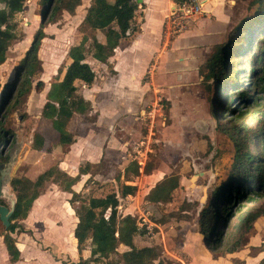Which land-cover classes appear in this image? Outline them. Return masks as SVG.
Here are the masks:
<instances>
[{
	"label": "rangeland",
	"instance_id": "1",
	"mask_svg": "<svg viewBox=\"0 0 264 264\" xmlns=\"http://www.w3.org/2000/svg\"><path fill=\"white\" fill-rule=\"evenodd\" d=\"M81 1L82 5L74 16L64 12L56 24L45 26L46 37L38 52L42 71L31 80L32 89L28 96L19 102L12 93L0 109V138L7 139L5 145L0 142L1 147L5 148L4 155L0 153V165L8 162V153L12 150L13 154H17L12 168L16 177L34 180L43 171L59 167L60 163L65 168L63 171L74 176L85 163L73 161L71 164L76 151L72 152L69 146H63L51 122L41 117L52 81L62 77L70 63L67 52L70 46L81 39L78 26L81 13L88 3L87 0ZM143 1L144 5L138 8L136 22L140 25L143 23V26L148 24L146 28L150 24L154 27L158 25V33L143 41V49L146 46L148 53L147 56L143 54V74L139 83L117 86V93L114 94L119 97L116 98L106 92H99L94 97L100 109L110 107L118 113V118L116 121L112 117L100 118L102 122L93 137L103 140L104 146L108 145L110 149L105 150L104 158L99 167L93 170L86 189L82 190V187L89 175L81 177L74 191L89 192L96 197L114 192L119 198V215H131L143 229V234L135 239V245L138 248H160L161 257L153 264H233L234 259L241 260L243 264H260L264 251L253 250V247L258 248L264 242V217L256 220L242 250L225 256V262H220L221 258L218 257L221 249L213 253L208 251L199 223L200 212L209 206L211 200L214 207L217 206L218 213L223 206L222 196L215 198L212 193L233 177L228 176L234 154L230 134L246 118V128L254 131L256 126L254 121L248 119L252 106H246L238 99H233L228 105L226 96L229 89L220 96L225 84L227 87L234 82L232 63L237 58L230 56L228 59V67L219 80L224 84L222 87H216L214 82L213 92L209 93L205 87L207 83L203 80L207 72L205 62L215 52L217 45H230L231 51L228 53L233 55L237 47L250 44V36L254 35L251 41L255 44L258 27H252V30L242 27L243 21L254 18L256 9L252 7L253 0H193V11L183 17L185 28L177 34H170L167 30L171 0ZM24 2V11L14 17L17 33L20 37L23 33V39L10 48L7 60L0 65V95L9 81H14L12 75L42 23L40 0ZM162 8L165 11L161 21H154L153 13H160ZM97 36L103 39L99 34ZM135 37L137 35L129 43L120 46V50L129 47ZM247 57H241L242 69ZM88 62L96 73L94 86L104 88L107 83H115V75L109 72L106 65L91 59ZM246 73L248 71L243 70L241 77L243 83L249 86L250 79ZM75 84L80 93L85 91L86 86L80 82ZM216 98L217 102L214 100ZM126 109L129 110L126 112ZM97 112L95 110L92 113L97 116ZM111 122L114 124L110 127ZM85 125L89 128L90 123L87 125L81 117L76 116L70 121L69 127L73 134L83 135ZM1 130L10 131L11 135ZM37 134L47 139L53 147L55 153L52 156L44 151L38 154L31 151L28 155ZM119 142L123 143L121 148ZM16 148H20V151ZM249 152L256 156L259 144H249ZM134 161L139 166L138 175L125 176V168ZM33 168L37 173L32 172ZM170 176L178 180L171 202L150 204L147 201L150 190ZM122 184L136 186V193L122 197ZM8 189L15 200L11 189ZM69 198L70 195L52 181L46 182L27 218L13 222L15 231L10 235L24 255L23 260L26 257V262L21 264H28L31 260L33 262L30 264H57L58 261L61 264H74L78 260L76 242L71 239L76 217L73 209H70ZM263 199H257L248 206L256 208ZM0 205L10 208V200L0 198ZM246 206L236 204L233 213ZM232 225L231 221L225 233L231 231ZM146 226L150 228L149 233ZM8 232L0 226V264H11L3 251V236ZM82 255L89 256L88 252H82ZM215 260L218 262L214 263ZM100 264H110V261Z\"/></svg>",
	"mask_w": 264,
	"mask_h": 264
},
{
	"label": "trees",
	"instance_id": "2",
	"mask_svg": "<svg viewBox=\"0 0 264 264\" xmlns=\"http://www.w3.org/2000/svg\"><path fill=\"white\" fill-rule=\"evenodd\" d=\"M138 0H91L86 8L85 16L78 26L81 34L80 41L70 46L67 56L70 60L61 78H55L47 93V100L42 107L41 117L51 122L57 131L59 142L63 146H70L74 136L67 130V125L74 114L86 116L92 111L89 101L85 100L75 84L80 82L86 87L92 86L96 80V73L88 60L91 59L106 65L109 72L115 75L109 59L113 57L117 48L131 41L132 37L141 32L140 25L136 22L139 6ZM182 4L187 0H171ZM42 15L45 20L40 23L39 29L33 36L32 42L24 58L16 67L12 80L4 87L1 93L0 109L6 104L8 97L15 96L16 101L25 99L32 89L31 80L42 71V63L38 57L42 40L46 37L44 28L54 25L61 20L66 12L74 16L76 9L81 6V0H40ZM0 65L4 64L10 48L23 39L17 33L14 17L26 8L24 0H0ZM252 7L256 9L253 20H245L243 28L258 27L256 42L237 47L233 55L228 53L231 46L217 45L215 52L205 62L207 72L203 75L205 86L209 93L213 92V84L219 88L224 84L219 82L222 72L228 67L230 56L237 58L232 63L231 72L234 81L226 84L220 96L227 93L228 105L233 99L240 100L246 106H252L248 119L255 122L254 131L246 128L245 121L235 126L230 137L234 145V154L228 176H236L220 188L214 190L215 198L222 196L223 206L218 209L211 200L209 206L200 212L199 223L201 233L204 234V244L209 252L221 249L220 255L224 257L241 250L247 235L253 229L257 219L264 217V199L260 206L254 204L257 199L264 198V0H253ZM258 24V25H256ZM263 27V29H261ZM249 29L247 30L250 31ZM255 31V30H253ZM246 32V33H247ZM249 33V32H248ZM99 34L103 39H99ZM231 37L230 39H232ZM229 39V40H230ZM231 43V42H230ZM229 43V44H230ZM245 55L246 63L241 68V57ZM243 70L248 71L249 86L242 81ZM230 72V71H229ZM202 75V71H200ZM212 81L211 84L209 82ZM223 84V85H222ZM219 91V90H218ZM219 98V97H218ZM218 98L214 99L215 102ZM20 102V101H19ZM4 130H1V132ZM11 135L10 131H4ZM1 136V135H0ZM7 139L0 138V142L7 144ZM44 139L35 135L33 147L41 150ZM259 144V153L255 156L249 152V144ZM3 147H1V150ZM0 150V153H1ZM100 164V163H99ZM99 164L85 163L78 168L75 176H69L58 167H51L40 173L34 180L26 177H14L10 181V189L15 197L14 209L10 218V225L3 236L9 262L16 263L20 259V252L15 240L10 233L15 231L14 223L25 220L33 202L41 195L46 182L52 181L63 192L70 194L68 203L73 209L78 222L74 228L73 236L77 242V251L81 255L84 250L89 251L87 258L80 257L77 264H100L110 261V264H153L161 257L158 246H145L138 248L135 239L143 234L137 221L131 215L121 216L118 213L119 198L114 193L96 197L92 193L76 192V185L81 176L89 175L82 190L86 189L91 180V174ZM148 172V171H147ZM139 166L131 162L124 170V175H138ZM129 181V180H127ZM178 187L175 176L164 178L157 183L147 195V201L152 205L167 204L171 202L174 190ZM136 186L122 184L120 193L122 197L132 196L136 193ZM218 203V202H217ZM236 204L247 205L238 208L234 213ZM190 220V217H188ZM231 231L225 233L226 228ZM2 227V226H1ZM20 230V229H19ZM126 247L123 252H118L119 246ZM264 251L263 244L253 250ZM233 264H243L239 259H234ZM264 264V258L260 261Z\"/></svg>",
	"mask_w": 264,
	"mask_h": 264
},
{
	"label": "crops",
	"instance_id": "3",
	"mask_svg": "<svg viewBox=\"0 0 264 264\" xmlns=\"http://www.w3.org/2000/svg\"><path fill=\"white\" fill-rule=\"evenodd\" d=\"M90 1L91 0H87L88 3L85 4V7L83 9V12L81 13V16H80V21H82V19L84 18L85 12H86V8L89 6ZM142 2H144V1H142ZM79 7H81V6H79ZM77 9H76V12H77ZM164 11H165V8H162L160 10V13L159 12L153 13V20L154 21H158V20L161 21V18H162L161 16H163ZM147 25L148 24H145L143 26V23H142L140 25L141 32L138 33V34H136L137 37H135V39L129 44V47H127L125 49H121V50H120V47L117 48L115 50V52H114L113 57H111L109 59V62L112 64L113 69H114V71L116 73L115 76H113V80H114L115 83H111V82L110 83H107V84H105V87L104 88L103 87L94 86V84H92V86L86 87V89H85L84 92H81V95L83 96V98L85 100L89 101L90 104H92L91 105L92 106V111L90 113H88L86 116L74 114L72 116V118L70 119V121L74 117L79 116V117H81L84 120V123L85 124L89 125V123H90V126H89V128L86 127V125L84 126L83 132H82L83 135H81V134H73V132L71 131V129L69 127L70 121L68 122L67 130L70 133H72L73 136H74V141L69 146V148L72 149V152L74 150L76 151L74 153V159L73 160L70 159L71 160L70 161L71 164H73V161H75L76 163H78V162L79 163L80 162H85V163H90V164H99L102 161V159L104 158V152H105V150H109L110 149L108 145H105L104 146L103 140L96 139V138L93 137L94 136V131H96V129H98V127L100 126V124L102 122V121H100V118H109V117H112L114 119V121H116V119L118 118V115H117L118 113H115L112 109H110V107H107V106L106 107H103L102 109H100L99 106L96 105V103L94 101V97H96V95L99 92H106L107 94H110V95L112 94L114 96V98H116V96L119 97L118 94H116V95L114 94V93H117V91H116L117 86H134L137 83H139V81L141 79V76L143 74V54L145 56H147V53H148V51L146 50L147 49L146 46L143 49V41H147L149 39V37H151V36L153 37L154 34H156V32L158 33V30H159L158 25H156L154 27V26H152L150 24L149 25V28L148 27L146 28ZM143 33H145V35H143ZM87 88H89V89H87ZM96 106H97V108H96ZM93 110L94 111L95 110L98 111L97 112V116L93 115V113H92V112H94ZM128 110L129 109H126L125 111L127 112ZM92 117H94V118L92 119ZM90 120H92V121H90ZM113 124L114 123L111 122L109 124L110 127ZM44 141H45V143H44V146H43V148L41 150H36L33 147L32 148H29L30 150H29V152H27L28 155H30L31 151H33L35 154L42 153L44 151V152L47 153V155L49 154L50 156H52L55 153V152H53V147L48 144L47 139H44ZM119 143L121 144V145H119L120 148H121V146H123V143L122 142H119ZM16 149H17V151H20V148H16ZM46 149H48V151ZM16 155H15V159H16ZM28 155H27V157H28ZM68 158H69V156H68ZM58 168L61 171L65 170V168L63 167V164L62 163L59 164V167ZM34 171H35V168L32 169V172L33 173H37V172H34ZM63 172H65V171H63ZM67 173H68V175L70 174L69 176H72L73 175V174H71L69 172H67ZM36 176H37V174L33 178H35ZM85 176H88V175H85ZM14 177H16V176H14ZM81 177H84V176H81ZM78 183H80V181ZM76 185L73 186V190H75L74 188H75ZM9 188H10V186H9ZM70 209L72 210L71 207H70ZM74 215H75V213H74ZM77 222H78V219L76 217V224H77ZM76 224H75V226H76ZM73 231H74V229H73ZM73 231H72V234H71V239H72V241L76 242V239L73 236ZM69 241L70 240H68V242ZM72 241H70V242H72ZM75 244H76L75 245V247H76V249H75L76 250V253L79 254L78 251H77V242ZM4 248H5V245H4ZM4 248H3V251H4L5 255L8 257L7 252H6V248H5V250H4ZM125 250H126V247H124L122 245H120L119 248H118V252H123ZM19 252H20V250H19ZM26 252L29 253V251H26ZM84 252L85 253L88 252V254H89V251L84 250L83 253ZM230 255H232V254H228V256H230ZM23 256L24 255L22 253H20V259H19V261H17L14 264H21V262H24L25 263L26 261H24V260L26 259V257L23 260ZM82 256L79 254V258H78L77 261L74 262V264H77L79 262V260H80V257H82ZM218 257L221 258L220 259V262L221 261L225 262V260H226L225 256L224 257L218 256ZM82 258H87V256H83ZM27 259H29V258H27ZM31 262H33V260H31ZM31 262H29L28 264H30ZM217 262L218 261H216V260L214 261V263H217ZM57 264H61V263L58 261Z\"/></svg>",
	"mask_w": 264,
	"mask_h": 264
},
{
	"label": "water",
	"instance_id": "4",
	"mask_svg": "<svg viewBox=\"0 0 264 264\" xmlns=\"http://www.w3.org/2000/svg\"><path fill=\"white\" fill-rule=\"evenodd\" d=\"M143 0H138L137 3H142ZM45 20V17L41 15V21ZM13 74L12 76H14ZM14 78V77H13ZM1 147V145H0ZM5 148L1 150V155L3 156ZM8 162L6 164L0 165V198H7L10 200V208L0 205V221L5 229L10 225L9 218L12 216L15 200L11 198L9 193V184L11 179L15 176V170H13V163L15 160V153H12V150L8 154Z\"/></svg>",
	"mask_w": 264,
	"mask_h": 264
},
{
	"label": "built area",
	"instance_id": "5",
	"mask_svg": "<svg viewBox=\"0 0 264 264\" xmlns=\"http://www.w3.org/2000/svg\"><path fill=\"white\" fill-rule=\"evenodd\" d=\"M192 3L193 0H187L182 4H176L174 2L170 3L169 11L167 14V26L169 25L167 30L168 32H170V34H177L185 28V20L183 17H187V15H189L193 11ZM182 21L183 25L181 24ZM146 230L147 233L150 232L149 226H146Z\"/></svg>",
	"mask_w": 264,
	"mask_h": 264
},
{
	"label": "flooded vegetation",
	"instance_id": "6",
	"mask_svg": "<svg viewBox=\"0 0 264 264\" xmlns=\"http://www.w3.org/2000/svg\"><path fill=\"white\" fill-rule=\"evenodd\" d=\"M9 153H10V151H9ZM9 153H8V154H9ZM10 218H11V217H10ZM10 218H9V221H10ZM0 226H2V227H3V225H2V222H1V221H0Z\"/></svg>",
	"mask_w": 264,
	"mask_h": 264
}]
</instances>
